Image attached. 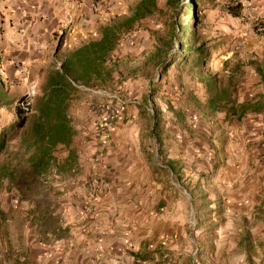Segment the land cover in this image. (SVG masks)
Wrapping results in <instances>:
<instances>
[{
  "label": "crops",
  "instance_id": "obj_1",
  "mask_svg": "<svg viewBox=\"0 0 264 264\" xmlns=\"http://www.w3.org/2000/svg\"><path fill=\"white\" fill-rule=\"evenodd\" d=\"M138 1L0 0V137L17 119L18 98L30 82L43 81L50 61H62L68 50L96 38L100 26L128 14ZM130 32L126 35L138 36L134 46L119 41L111 52L114 77L121 74L124 54L141 55L146 47L143 30ZM235 65L223 71L224 79L233 80L232 97L256 99L264 92L260 75L251 81L248 71L240 76ZM157 78L151 79L153 87ZM138 80L150 85L146 75ZM200 92L199 114L179 97L169 101L167 122L159 98L156 115L141 127L153 136L121 133L123 120H135L138 112L126 106L125 115L108 126L106 145L95 130L89 136L75 132L70 113L81 106L71 97L66 116L72 134L67 143L53 146L50 164L32 181L33 191L22 196L1 179L0 216L7 213L16 227L9 235L17 241L14 256L20 263L191 264L183 197L189 209L192 203L222 207L233 219L243 263L264 264V106L231 116L226 109L208 110V95ZM93 179L98 189L92 201ZM90 203L93 215L86 212ZM38 204L49 205V211L36 218L32 209ZM227 227L224 223L223 233Z\"/></svg>",
  "mask_w": 264,
  "mask_h": 264
},
{
  "label": "rangeland",
  "instance_id": "obj_2",
  "mask_svg": "<svg viewBox=\"0 0 264 264\" xmlns=\"http://www.w3.org/2000/svg\"><path fill=\"white\" fill-rule=\"evenodd\" d=\"M188 1L178 2L174 9V6L170 8L166 5L165 0H156L154 12L141 19L135 25L137 28H133L143 30L145 39L142 40L146 47L142 49V54L130 56V51L124 54L121 58L122 63L119 64L121 74L118 77L113 76L108 83L103 85L110 90H118L126 94L130 101L133 99L139 101L138 105L128 103L129 106H134L138 110L135 116L137 120H134L133 116L124 119V128L121 130L123 134L153 136L149 129L141 132V127L144 123L147 126L151 123V117L159 98L164 103V108L160 109L164 122L168 121L166 117L168 107L173 106L169 104V101H175V98L179 97L180 100L187 101L192 113L199 114L202 111L200 89L203 90V87L196 75L217 74L219 79L225 81L223 71L226 67L224 64L229 67L236 63L240 67V76L248 71L249 79L252 81L257 77L255 68L264 69V33L257 32L254 26L255 22L260 23L264 20V0H191L194 5L189 19L182 11ZM187 22L190 23V37L184 35L182 41L191 42V49H197L205 44V48L208 49V64L202 68H191L188 65H178L174 62L161 75L160 84L155 82L156 85L153 87L151 79L159 75L161 70L159 63L165 61L169 64L174 56L180 54L177 23L185 26ZM127 33L121 35L120 41L132 47L135 43L134 39L138 36L133 38L132 35H126ZM49 66L54 67L53 60L49 62ZM143 75L150 79V85L145 86L139 83L138 79ZM240 76L236 78L235 83L239 81ZM42 82L41 80L37 83L38 93ZM151 90L154 94L153 92L151 94ZM183 95L185 97H182ZM72 99L81 106L75 113L72 111L70 113V119L73 120L74 130L78 136H89L86 135L87 132L98 131L90 123L91 117L88 116V111H92L91 104H96L101 99L76 92ZM33 112L27 116H31ZM180 123L183 124V122ZM106 129L110 136L108 127ZM13 143L14 141L11 144ZM181 198L180 206L182 209L185 208L183 214L187 217L186 226L190 230L188 241L191 246L189 249L191 264H244L245 253L243 247L237 244L238 236L233 234L234 222L231 216L228 218L227 212L223 211L222 207L218 210L213 206H200L198 203H192L195 224L191 225L188 222L190 202L187 201L186 205L185 199ZM205 208H210V211H201L206 210ZM224 223L228 225L225 233L222 232ZM12 226L16 229L14 223L9 222L8 214H2L0 216V264H21L20 260L14 256L17 241L9 235Z\"/></svg>",
  "mask_w": 264,
  "mask_h": 264
},
{
  "label": "trees",
  "instance_id": "obj_3",
  "mask_svg": "<svg viewBox=\"0 0 264 264\" xmlns=\"http://www.w3.org/2000/svg\"><path fill=\"white\" fill-rule=\"evenodd\" d=\"M181 1L165 0V3L170 8L174 6L175 9L177 3ZM193 5L189 0L182 8L188 19L192 15ZM155 9L156 0H139L128 14L113 18L100 26L96 38L68 50L60 69L51 66L45 70L43 82L34 101L33 114L22 116L17 108V119L3 131L0 137V187L1 179L5 177L9 184L17 186L22 196L25 192L33 191L32 181L35 175L50 164L53 146L58 142L67 143L72 134L66 111L68 101L74 92L68 83V78L93 85L108 83L113 78L112 72L117 65L116 60H111V52L118 45L121 35L133 30L141 19L151 15ZM232 9L235 11L234 8ZM190 31L189 22L185 26L177 23L181 52L178 56H174L169 64L165 61L159 63L161 70L156 83L160 84L161 75L174 62L191 68H202L208 64V49L205 48V44L197 49H191V42L182 41V36L190 37ZM224 66L227 68V64ZM234 68L240 69L237 65ZM255 70L264 86V69L255 68ZM196 77L202 84L203 91L208 95L205 101L208 110L226 109L228 115L239 117L248 111H261L264 106V92L254 100L237 102L231 94L230 87L233 85L231 78L222 81L217 74L196 75ZM152 92L154 94L151 90V94ZM155 115L154 111L152 116ZM16 139L18 144L14 146L11 143ZM48 211L47 204L43 206L38 204L32 209L36 218L41 217L42 213L47 214Z\"/></svg>",
  "mask_w": 264,
  "mask_h": 264
},
{
  "label": "built area",
  "instance_id": "obj_4",
  "mask_svg": "<svg viewBox=\"0 0 264 264\" xmlns=\"http://www.w3.org/2000/svg\"><path fill=\"white\" fill-rule=\"evenodd\" d=\"M96 6H93L95 8ZM256 29L259 33H264V23L260 22L256 24ZM61 60L54 59V68L60 69ZM23 71L26 68L22 69ZM68 83L73 91L81 94L90 95L93 97L100 98L101 101L96 104H91V121L92 125L95 127L97 132L101 137V142L106 145L109 140L110 136L109 133L106 131L107 127L114 121L119 120L122 116L125 115V107L128 103H132L133 105H138L139 101L137 99L128 100V96L126 94L121 93L118 90H110L109 88L103 85H93L83 83L78 80H74L68 78ZM38 94V86L36 83L30 82L26 88L25 93L23 94L21 100L17 102V108L22 116L29 115L33 112V106L35 98ZM152 110V109H150ZM207 159H211V157H207ZM264 165V158L262 159ZM98 189V182L96 180H91L88 184V194L92 201L95 199L96 193ZM86 212L88 214L93 215L94 208L93 205L87 204ZM189 220L188 222L191 225L195 224V213L194 209L190 208L188 211ZM195 251L193 252V255Z\"/></svg>",
  "mask_w": 264,
  "mask_h": 264
}]
</instances>
